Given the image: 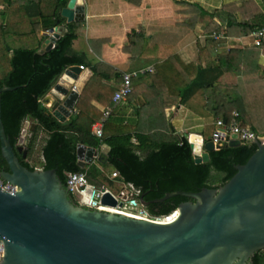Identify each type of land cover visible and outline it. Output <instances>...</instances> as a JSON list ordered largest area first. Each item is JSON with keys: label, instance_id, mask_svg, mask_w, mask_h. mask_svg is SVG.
Instances as JSON below:
<instances>
[{"label": "water", "instance_id": "95a60500", "mask_svg": "<svg viewBox=\"0 0 264 264\" xmlns=\"http://www.w3.org/2000/svg\"><path fill=\"white\" fill-rule=\"evenodd\" d=\"M61 14L68 22L83 20L84 0H69ZM64 31V25L51 28L40 52L52 49ZM81 71L80 65L69 66L42 99L59 119L70 115L67 100L78 95L73 84ZM13 89L0 88L1 151L9 167L0 175L16 186L14 194L0 188V264H254L255 254L264 250V135L253 141L257 150L245 164L236 165L225 184L166 192L159 201L176 195L190 198L179 204L173 220L133 216L76 204L55 168L22 164L16 150L26 158L28 127L23 126L15 148L1 117V93ZM184 137L196 163L209 162L210 151L221 148L202 134ZM229 144L241 142L234 135ZM77 151L82 166L94 158L108 160L106 151L83 144ZM143 197L140 201L147 206ZM102 202L117 204L109 194Z\"/></svg>", "mask_w": 264, "mask_h": 264}, {"label": "trees", "instance_id": "16d2710c", "mask_svg": "<svg viewBox=\"0 0 264 264\" xmlns=\"http://www.w3.org/2000/svg\"><path fill=\"white\" fill-rule=\"evenodd\" d=\"M21 1L22 9L30 19L26 31H22L17 24L0 25V88L4 85L15 87L13 90L1 93V117L5 131L15 148L18 146L25 119L31 118L36 122L33 135L26 144L28 155L34 148L38 129L42 128L48 133L43 146L42 166L44 169L55 168L64 184L68 172L78 171H86L89 181L98 186H103L105 181L113 186L114 181L118 180L132 186L139 192V197L144 195V200L148 202L145 207L151 215L165 216L176 210L181 202L190 199L176 195L159 201L166 192L176 190L196 192L204 187H219L236 173L237 164H245L257 150L258 146L255 143L242 142L240 145L231 146L229 142H224L221 148L210 151L209 162L196 163L191 144L184 136L178 139L175 134H167L157 129L147 133L143 129L134 131L137 128L135 127L130 131H126L125 128L120 129L117 134H104L103 137H98L92 132V126L103 114L101 107L113 104L115 89L103 81L107 78L106 72H112L111 68L104 63L94 64L84 53L79 54L72 50L74 40L77 38V24L68 22L61 14L69 0ZM0 2L13 4L14 0H0ZM261 2L263 6L257 0H242L240 4L236 1L223 3L220 8L213 10L222 24L215 23L208 35L217 32L225 34L226 37H244L250 35L253 30L263 27L264 0ZM34 5L37 7V12L31 13V6ZM203 11L205 10L202 8ZM222 12H226L227 16H221ZM35 17L40 20L38 26L33 20ZM58 25H64L66 30L52 49L41 53L39 50L46 35H41L40 30H49ZM221 44L220 39L212 36L207 38L204 49L214 51L218 58L211 60L206 67L196 64L195 71L177 93L181 103H186L193 93L200 90L208 97L205 106L211 104V94H215L217 90L214 83L220 77V73H217L216 78V70L226 62L225 59L235 55V52L218 54L217 48ZM145 45L144 48L149 45L148 42ZM262 50L264 52V47ZM168 62L156 64V71L149 73L150 84L157 86L159 82L162 86L163 68ZM81 64L90 66L93 75L77 99L76 112L66 121H60L49 112L42 99L69 66ZM261 70L264 77L262 66ZM209 73H211L210 79H208ZM119 75L121 77L122 74L118 72L117 76ZM164 84L170 87V91V83ZM130 95L127 99L132 100ZM93 100L101 107L92 104ZM152 100H154L152 97H148L146 110H150L153 106ZM234 102L235 100H228L221 107H214L213 114L206 117V125L212 126L219 115L229 120L231 112L238 109L240 123L247 126L245 112L235 106ZM211 106L212 104L209 108ZM164 124L165 130L168 131L171 128L170 123L164 122ZM252 129L258 133L256 127ZM213 130H210L211 135ZM133 138H136L137 142ZM204 138L208 139L205 135ZM79 143L96 148L101 147L102 144L109 145L108 160L101 165L116 169L119 175L115 179H110L103 176L104 173L100 168L91 166L86 170L85 167H81L77 153ZM16 154L22 164L29 169L36 168L22 156L21 152L16 150ZM3 170H9V167L2 155L0 142V172ZM71 199L79 204L74 194H71ZM253 260L254 264H264V250L258 251Z\"/></svg>", "mask_w": 264, "mask_h": 264}, {"label": "crops", "instance_id": "0c3cea01", "mask_svg": "<svg viewBox=\"0 0 264 264\" xmlns=\"http://www.w3.org/2000/svg\"><path fill=\"white\" fill-rule=\"evenodd\" d=\"M233 1L240 4L242 0H84L85 18L72 21L77 24V38L74 40L72 50L75 53H84L94 64L104 63L111 68L112 72H106L107 78L103 81L115 89L114 93L122 83V75L121 77L120 75L117 76L118 72L123 74L124 72L138 71L148 66H153L156 71V64L169 61L167 66L163 68L162 86L159 85V82L156 84L157 86H153L150 84V74L142 73L133 79L134 90L130 95L132 100L126 98L118 103L113 101L112 105L103 107L97 101H92V104L101 107L103 112L108 106L112 108L106 121L107 125L104 127L105 135L117 134L120 129L126 128V131H130V129L137 127L134 131L143 129L147 133L157 129L167 132V134H175V136L197 133L204 137V131H194V129L204 127L206 124V118L202 119L197 114H205L207 110L212 111L214 107H221L229 98L235 97L236 93L234 92H237L241 87L243 88L244 85L247 86V89L253 88L254 91H258V86H264L261 70V66L264 68V52L262 50L264 45L261 48L255 47L250 35L225 37L220 39L222 44L217 48V53L226 55L229 52H235V55L225 59L226 62L216 70V78L217 73H220V77L214 83L217 90L215 94H211L212 106L210 108L211 104L205 106L208 97L200 90L193 93L186 103H181L179 100L180 97L177 93L180 88H183L182 84L189 80L191 73L195 71L196 64L206 67L211 60L218 58L214 51L204 49L207 38L211 37V34L208 35L211 27L215 23L222 24L214 15L213 10L220 8L223 3ZM257 1L263 6L261 0ZM21 2V0H14L13 4L0 2L3 6L0 11L1 26L17 24L22 31H26L30 25V19L22 9ZM202 8L205 11L202 12ZM36 12V5L31 6V13ZM221 16L226 17V12H222ZM33 20L38 26L40 20L37 17ZM49 30H40L39 33L45 34L47 38ZM82 39L85 41L81 42ZM146 42L149 45L144 48ZM9 55L11 56L12 52ZM92 75V69L88 65L76 74L75 83L78 88V95L69 107L70 115L63 120L58 118L60 121H66L76 112L77 99ZM210 75L211 73L208 74V79H210ZM164 83H170V91L173 92H170V87L165 86ZM148 97L154 99L150 110H146ZM47 108L53 114L51 109ZM235 110L238 111V109ZM245 118V122L249 126L250 118L247 115ZM99 119H96L95 123ZM202 121L205 123H201ZM164 122L171 125L168 131L164 128ZM33 124L34 131L36 122L31 118L24 121L23 126L27 125L28 127L24 142L25 148L28 139L33 135V131L30 130ZM93 126L92 132L94 133ZM212 126L214 129L215 121ZM47 138L48 133L42 128L38 129L34 148L26 156L28 162L35 166L43 165V146ZM133 140L137 142L136 138ZM80 144L87 148H96L84 143H79L78 146ZM96 149L98 152L106 151L109 153L110 146L102 144ZM35 150H39L38 154L41 161L39 165L31 159L36 152ZM101 163L97 158H94L92 162L80 166L85 167L86 170L95 166L103 171V176L115 179L109 174V169L112 167H103ZM112 169L113 171L116 170ZM114 183L121 185L120 190L133 189L129 184L118 180H115ZM103 186L111 188L107 181L104 182Z\"/></svg>", "mask_w": 264, "mask_h": 264}, {"label": "built area", "instance_id": "2783aa9c", "mask_svg": "<svg viewBox=\"0 0 264 264\" xmlns=\"http://www.w3.org/2000/svg\"><path fill=\"white\" fill-rule=\"evenodd\" d=\"M3 6L0 4V11ZM49 32V31H48ZM215 39L225 38L226 35L223 33L213 32L211 35ZM250 37L253 40V45L257 48H261L264 45V26L255 29L251 32ZM82 69H85L84 65H80ZM155 68L153 66L145 67L138 71L124 72L122 74V83L114 93L113 101L115 103L121 102L126 99L134 90L133 88V78L139 76L142 73H154ZM76 82V81H75ZM73 90L77 91L76 83L73 84ZM112 108L106 107L103 112L102 117L94 124V133L102 137L104 134V125L111 114ZM240 140V142L252 143L255 139L259 138V134L249 126H244L239 121V112L233 110L229 120L220 116L215 121V127L211 138L215 145H223L224 142H230L233 136ZM119 174L115 170L112 172L113 177H117ZM65 186L69 189L71 194H74L79 203L85 206L103 208L114 210L121 213H126L133 216L147 217L154 219H161L164 221H171L177 215V210L165 216H153L146 209V207L141 203L139 192L135 189H121L119 191H114L106 186H98L93 182L89 181L86 171L78 172H68L67 181ZM0 188L3 191L14 194L16 192V186L11 182L5 180L0 175ZM109 194V198L116 199V205L105 204L102 202V198ZM120 203H122L120 205ZM4 252V241L0 239V260Z\"/></svg>", "mask_w": 264, "mask_h": 264}, {"label": "rangeland", "instance_id": "374dc122", "mask_svg": "<svg viewBox=\"0 0 264 264\" xmlns=\"http://www.w3.org/2000/svg\"><path fill=\"white\" fill-rule=\"evenodd\" d=\"M85 40L82 39L81 42H84ZM248 84V83H247ZM245 87V85H244ZM240 88L236 93L235 97L230 98L228 100H235L234 104L235 106H237L238 108L242 109L245 114L247 115V117L250 118L249 120V126H254L257 127L258 131L260 134H264V86H258V91H254L253 88H248L247 86L245 88ZM213 112L207 110L206 114H201L197 116H201L202 119H205L206 117H208L209 115H212ZM201 123H205L204 121H202ZM203 125V124H202ZM212 130V126L211 125H204V127H198L196 129H194V131H204L205 133V137L208 138L211 135V131ZM205 140H209L205 139ZM36 152H34L33 156L31 157V159L33 161H35L37 163V165H39V163H41L40 161V156H39V150H35ZM112 171L113 169L110 168L109 169V174H111L110 176H112ZM111 188L114 189V191H118L121 188V185L118 183H115L113 186H110ZM112 189V190H113Z\"/></svg>", "mask_w": 264, "mask_h": 264}, {"label": "bare ground", "instance_id": "6f19581e", "mask_svg": "<svg viewBox=\"0 0 264 264\" xmlns=\"http://www.w3.org/2000/svg\"><path fill=\"white\" fill-rule=\"evenodd\" d=\"M75 98H76V93H74L73 95H72V97L69 99V101H67V104L68 105H72L73 104V101L75 100ZM253 143V142H252Z\"/></svg>", "mask_w": 264, "mask_h": 264}]
</instances>
